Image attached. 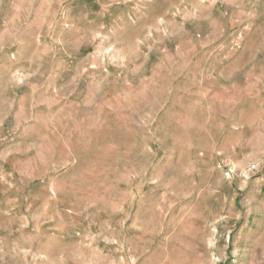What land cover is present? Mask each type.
Here are the masks:
<instances>
[{"label":"rangeland","instance_id":"374dc122","mask_svg":"<svg viewBox=\"0 0 264 264\" xmlns=\"http://www.w3.org/2000/svg\"><path fill=\"white\" fill-rule=\"evenodd\" d=\"M0 264H264V0H0Z\"/></svg>","mask_w":264,"mask_h":264}]
</instances>
